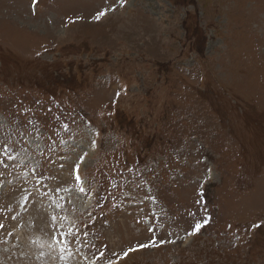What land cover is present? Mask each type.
Listing matches in <instances>:
<instances>
[{"label": "rangeland", "instance_id": "obj_1", "mask_svg": "<svg viewBox=\"0 0 264 264\" xmlns=\"http://www.w3.org/2000/svg\"><path fill=\"white\" fill-rule=\"evenodd\" d=\"M0 264H264V0H0Z\"/></svg>", "mask_w": 264, "mask_h": 264}, {"label": "snow or ice", "instance_id": "obj_2", "mask_svg": "<svg viewBox=\"0 0 264 264\" xmlns=\"http://www.w3.org/2000/svg\"><path fill=\"white\" fill-rule=\"evenodd\" d=\"M104 13H100V15H103ZM201 225L200 224H197L196 225V230L198 231L200 229ZM148 245H141L140 247L143 248V247H147ZM154 246V245H153ZM131 251V249H130ZM128 253H125V256H127Z\"/></svg>", "mask_w": 264, "mask_h": 264}]
</instances>
